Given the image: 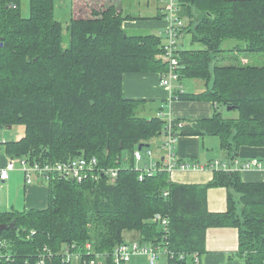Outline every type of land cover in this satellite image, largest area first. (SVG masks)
<instances>
[{
  "label": "trees",
  "instance_id": "1",
  "mask_svg": "<svg viewBox=\"0 0 264 264\" xmlns=\"http://www.w3.org/2000/svg\"><path fill=\"white\" fill-rule=\"evenodd\" d=\"M120 3L73 0L65 38L53 0H30L27 17L19 0H0V129L23 127L19 139L4 141V152L51 161L83 154L118 168L113 179L104 174L95 182L53 178L45 208L0 213V224L15 223L0 234L10 245L0 264H38L44 247L52 254L42 264H68L61 247L81 250L86 243L102 254L101 264H115L110 254L125 232L163 245L166 264H199L194 258L205 250L206 229L217 226L237 228L244 264H264V182L220 170L203 186L173 183L166 171L138 180L133 152L151 147L166 120L126 98L122 77L164 73L167 63L162 36L128 33L124 21L145 17L123 14ZM179 7L181 32L201 45L179 49V80L198 78L205 88H176L172 98L208 100L214 108L210 117L185 121L177 135H214L228 157L243 146L264 148V0H179ZM222 108L237 115L225 117ZM179 122L172 120L174 127ZM213 186L227 189L224 212L207 209ZM156 214L168 218L167 232Z\"/></svg>",
  "mask_w": 264,
  "mask_h": 264
},
{
  "label": "crops",
  "instance_id": "2",
  "mask_svg": "<svg viewBox=\"0 0 264 264\" xmlns=\"http://www.w3.org/2000/svg\"><path fill=\"white\" fill-rule=\"evenodd\" d=\"M123 10V7H122ZM163 15L162 6L157 11L148 14L143 20H126L123 27L136 29L143 32H151L163 37V29L166 20L156 18ZM162 33V34H161ZM160 72L125 73L122 77V93L126 98L144 101L150 113L156 114L159 106L168 103V118L177 119L181 122L210 117L213 113V104L208 100H184L172 98L173 88L164 86L160 82ZM180 92L197 93L202 90L196 89L192 92L178 86ZM152 108V110H149ZM200 138L198 135H178L174 143V151L179 163L189 165L187 168H176L169 174L173 183L185 185H200L208 183L214 174V170L199 162L197 157L200 153ZM157 141V142H155ZM151 149L159 153L160 138L151 140ZM220 146V145H219ZM240 158L264 157V148L243 146L238 151ZM11 158L8 154L0 158V167L6 165ZM192 159V160H189ZM200 167H193L194 165ZM204 166V167H201ZM243 182H264L263 170H244L238 172ZM207 209L210 212H224L227 209V189L221 186H213L207 189ZM48 204V183L35 178L31 183H26L24 174L20 169L9 171L8 178L0 183V213L22 212L30 208H45ZM130 240L137 241L135 233H129ZM124 239H126L124 237ZM205 250L198 257L199 264H244V259L237 254L238 230L232 226L208 227L205 235ZM166 264V263H165Z\"/></svg>",
  "mask_w": 264,
  "mask_h": 264
},
{
  "label": "built area",
  "instance_id": "3",
  "mask_svg": "<svg viewBox=\"0 0 264 264\" xmlns=\"http://www.w3.org/2000/svg\"><path fill=\"white\" fill-rule=\"evenodd\" d=\"M161 1H163L162 11L167 22L162 32V59L167 63V70L161 74L160 82L164 86L173 88V81L179 80V73L182 68V64L178 59L180 48L176 39L181 34L186 19L179 14V0ZM8 7L15 8L16 5L15 3H10ZM165 107H168V103L161 104V108L157 110L156 115L163 118L165 115ZM165 120L166 127L160 135L159 153L157 154L150 147L140 150L135 149L133 152L135 162L143 161L142 166L138 167V180H143L157 171L170 173L176 168L183 169L189 167L187 164L179 163L174 151V143L178 136L177 127H181L185 123L180 121L174 127L172 123L173 119L169 118ZM205 165L212 170H220L228 173L244 170L264 171V160L258 157L244 159L238 156L228 157L227 161L215 159ZM193 167L198 168L200 165L196 164ZM13 169H20L23 172L26 183H31L34 177L46 183L53 178L65 179L76 183L87 181L95 182L104 174L113 179L118 171L117 167L103 166L96 157H89L83 154L55 161L42 159L30 160L29 158L16 157L10 158L5 166L0 167V183L8 178L9 171ZM164 195H167V192ZM154 220L159 222V225L163 227L165 232L168 231L169 221L166 216L161 217V215L156 214ZM9 248L10 245L7 239L4 237L0 238V260L10 257ZM44 251L45 253L38 259V264L44 263L45 258L52 254L49 248L44 247ZM162 251L165 252L163 245L154 246L140 243L136 240L125 241L115 246L110 254V258L115 264H119L121 262H129L135 254H142L147 257V264H156L159 255L163 253ZM59 253L61 260L68 264H101L103 258L102 254L94 252L89 243H86L81 250H74L73 247L69 249L68 246L63 245ZM194 261L198 262L197 256L194 258Z\"/></svg>",
  "mask_w": 264,
  "mask_h": 264
},
{
  "label": "rangeland",
  "instance_id": "4",
  "mask_svg": "<svg viewBox=\"0 0 264 264\" xmlns=\"http://www.w3.org/2000/svg\"><path fill=\"white\" fill-rule=\"evenodd\" d=\"M73 0H53L54 3V15L63 25V34L65 38L67 37V32L65 30V26L67 21L70 17L71 13V4ZM20 9L22 15L27 17L29 16L30 10V0H19ZM121 6L123 7V14H131L133 16L139 17H148V14L157 11V7L163 6V1L161 0H121ZM165 18L162 17L161 20ZM143 20V19H137ZM128 33H145L143 31H139L136 29H127ZM177 43L179 44L180 49H198L201 48L200 43L191 42V33L187 31H182L179 37L176 39ZM229 42H225L224 46H227ZM205 82L198 78H191V77H182L181 80L173 81V86L177 88L178 86H182V89L187 90L188 92H192L196 89L202 90L205 88ZM223 115L225 117L228 116H236L237 113L228 112L221 109ZM165 115L163 119L168 118V107L164 108ZM23 135V127L21 125H13L11 128H2L0 129V158L2 155H5L3 149V143L7 140H17ZM157 142V141H155ZM239 157V155H238ZM227 153L225 150L221 149L219 146V140L214 135L206 134L203 138H200V153L197 157L199 162H208L209 160H219V161H227ZM240 158V157H239ZM264 160V157L262 158ZM192 160V159H189ZM143 164L142 162H135L136 167H141ZM124 237L126 240H130V236L128 232L124 233ZM137 239V238H136ZM161 251V250H160ZM130 264H147V257L142 254H135L130 259ZM166 257L164 253L159 255L156 264H165Z\"/></svg>",
  "mask_w": 264,
  "mask_h": 264
},
{
  "label": "water",
  "instance_id": "5",
  "mask_svg": "<svg viewBox=\"0 0 264 264\" xmlns=\"http://www.w3.org/2000/svg\"><path fill=\"white\" fill-rule=\"evenodd\" d=\"M227 109H229V107H227ZM10 128V127H8ZM143 147L142 144L138 145V149L140 150ZM15 228V223L14 221H11L10 223H2L0 224V234L3 230H7V229H13Z\"/></svg>",
  "mask_w": 264,
  "mask_h": 264
},
{
  "label": "bare ground",
  "instance_id": "6",
  "mask_svg": "<svg viewBox=\"0 0 264 264\" xmlns=\"http://www.w3.org/2000/svg\"><path fill=\"white\" fill-rule=\"evenodd\" d=\"M162 74V73H161Z\"/></svg>",
  "mask_w": 264,
  "mask_h": 264
}]
</instances>
